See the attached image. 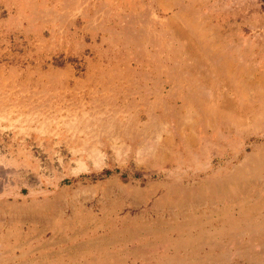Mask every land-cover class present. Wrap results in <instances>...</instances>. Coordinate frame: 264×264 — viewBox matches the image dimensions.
I'll return each instance as SVG.
<instances>
[{
    "label": "rangeland",
    "instance_id": "374dc122",
    "mask_svg": "<svg viewBox=\"0 0 264 264\" xmlns=\"http://www.w3.org/2000/svg\"><path fill=\"white\" fill-rule=\"evenodd\" d=\"M0 264H264V0H0Z\"/></svg>",
    "mask_w": 264,
    "mask_h": 264
}]
</instances>
